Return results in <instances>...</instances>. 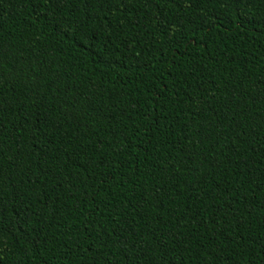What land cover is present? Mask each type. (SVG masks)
Masks as SVG:
<instances>
[{
    "label": "trees",
    "instance_id": "trees-1",
    "mask_svg": "<svg viewBox=\"0 0 264 264\" xmlns=\"http://www.w3.org/2000/svg\"><path fill=\"white\" fill-rule=\"evenodd\" d=\"M0 264H264V0H0Z\"/></svg>",
    "mask_w": 264,
    "mask_h": 264
}]
</instances>
